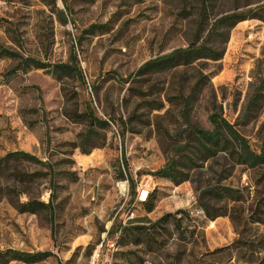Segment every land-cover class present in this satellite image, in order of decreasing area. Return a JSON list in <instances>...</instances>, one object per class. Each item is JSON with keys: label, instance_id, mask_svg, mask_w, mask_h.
I'll use <instances>...</instances> for the list:
<instances>
[{"label": "rangeland", "instance_id": "rangeland-1", "mask_svg": "<svg viewBox=\"0 0 264 264\" xmlns=\"http://www.w3.org/2000/svg\"><path fill=\"white\" fill-rule=\"evenodd\" d=\"M203 1L207 24L234 8L264 4V0ZM199 2L0 0V48L19 55H0V156L22 150L41 161L17 163L22 170L37 173L32 181L19 182L5 173L0 187L14 185L21 191L15 193L19 201L32 198L52 207L51 213L18 212L2 194L0 250L50 252L29 264H88L111 224H126L134 217L153 221L182 209L185 215L175 214L181 217L178 229L167 223L164 248L147 251L141 245L117 243L112 264H168L178 249H183L186 263L200 264L198 260H208V251L235 238L229 214L246 222V234L262 231L263 224L249 222L256 215L264 220L261 167L235 164L219 153L197 162L178 184L148 174L174 154L177 143L191 141L187 124L210 129V113L223 117L250 147L264 145V18L237 22L221 44L218 60L135 73L144 61L187 44ZM70 54L83 82L75 75L56 80L49 71L51 64L68 61ZM20 57L47 66H24ZM198 73L205 76L204 86L183 115L175 94L182 85L185 93ZM86 102L107 126H94V136L82 141L84 123L71 121L63 111L82 112ZM79 143L87 147L86 153ZM213 185L235 189L238 200H210L212 207L224 206L228 214L209 219L196 197ZM146 193L153 202L149 212L136 202ZM113 236L106 233V239Z\"/></svg>", "mask_w": 264, "mask_h": 264}, {"label": "trees", "instance_id": "trees-1", "mask_svg": "<svg viewBox=\"0 0 264 264\" xmlns=\"http://www.w3.org/2000/svg\"><path fill=\"white\" fill-rule=\"evenodd\" d=\"M206 8L207 4L205 1L200 0L198 14L194 21V31L185 46L174 48L165 54L144 61L136 69V75L140 76L176 69L178 67H186L199 60H218L223 53L221 44L226 42L229 30L237 22L251 17L260 20L264 18V4H260L245 10H236L234 8L232 11L212 17L211 22L207 24L205 23ZM92 27L94 26L91 25L89 28ZM202 31H205V33L201 36ZM216 43L220 44V46L216 45ZM0 55L19 56L15 51L4 48H0ZM19 62L24 66L30 64L35 68L47 66L33 58L20 57ZM49 71L56 80L75 75L78 80L83 82L81 71L73 54L69 55L68 61L66 62L51 64ZM204 83L205 76L198 73V76L194 77L188 83L185 93L183 91V85L180 86L175 96L178 102L181 103L183 115L188 113L191 103L197 98ZM64 93L63 96H65ZM83 107L84 110L82 112L69 109L67 111L64 110L63 113L73 122L84 123L85 130L81 135V140L87 141L95 134L94 126H107V122L102 118L96 117L87 102L84 103ZM158 107L152 106L151 109H157ZM109 120L112 121L113 119L109 117ZM128 120H130V117L120 123L119 126L125 125ZM208 121L211 125L210 129L187 124L186 126L191 136V141L177 143L172 149L174 154L168 155L161 166L148 174L154 177L166 178L173 184H178L187 179V171L192 166H198L197 162L201 164L208 159L216 157L220 153L224 154V156L226 155L235 164L245 165L249 168L261 167V174L264 175V145L259 146L257 149L250 147L246 139L217 113H210L208 115ZM78 145L82 153L88 151L87 147L81 143ZM95 146L97 145L94 144L90 147ZM19 161L41 163L36 157L25 151H8L0 156V177L8 173L13 179L19 182L32 181L37 173L26 172L19 168L17 165ZM48 169L50 170V167ZM130 184L133 185L132 180ZM16 192L21 191L16 189L14 185L4 188L0 187V197L2 194L7 195L18 212L36 213L44 209H47L49 213L52 212L50 202L44 203L43 201L32 198L19 201L15 198ZM236 192L235 189L225 185L205 187L198 192L196 197L197 204L209 219L220 215H227L228 213L224 206L212 207L209 201L215 200L222 202L225 201V198L237 201ZM262 197L264 198V193H262ZM136 202L141 205L145 212H149L153 208V202L149 199V193H146L144 199ZM176 213H183L185 215L184 210L177 209L173 213H163L153 221H150L146 217H134L129 219L126 224H111L107 234L114 235L119 230L116 240V243L119 245H125L129 242L133 245L144 246L147 251H153V247L154 250L162 249L166 244L163 236L167 231V223L171 221L174 229L179 228L181 217H176ZM229 217L235 227V238L226 245L208 251V260L204 262L198 260V262L200 264H221L232 261V264H264V220L259 215L251 218L249 221L251 224H263L262 231L260 233L246 234L243 230L246 222L243 219L237 222L230 214ZM49 255V251H22L5 248L0 250V264H7L10 261H19L27 264L35 263ZM141 261L142 259H139V262ZM168 264H188L186 263V259L184 261L183 249L176 250Z\"/></svg>", "mask_w": 264, "mask_h": 264}, {"label": "built area", "instance_id": "built-area-1", "mask_svg": "<svg viewBox=\"0 0 264 264\" xmlns=\"http://www.w3.org/2000/svg\"><path fill=\"white\" fill-rule=\"evenodd\" d=\"M106 233L107 229L103 233L101 240L97 243L88 264H112L118 232L116 231L111 239H106Z\"/></svg>", "mask_w": 264, "mask_h": 264}]
</instances>
